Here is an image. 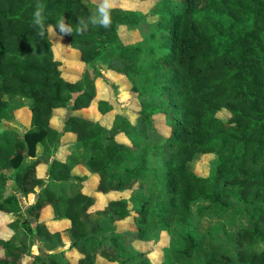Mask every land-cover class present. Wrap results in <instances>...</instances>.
Returning <instances> with one entry per match:
<instances>
[{"label": "trees", "instance_id": "trees-1", "mask_svg": "<svg viewBox=\"0 0 264 264\" xmlns=\"http://www.w3.org/2000/svg\"><path fill=\"white\" fill-rule=\"evenodd\" d=\"M38 3L46 25L65 16L75 28L94 11L84 0H0V121L11 118V99H26L31 110L28 129L0 131V223L18 236L0 237V264H25L27 256L31 264H96V255L152 264L136 242L154 241L173 226L184 233L164 248V262L187 263L198 254L201 237L190 222L192 204L201 201L198 217L233 202L249 212L248 226L233 232L234 250L209 236L199 263L264 264V249H257L264 242V0H156L147 12L113 7L109 28L90 25L83 35L63 38L83 64L76 77L64 75L51 36H37ZM120 25H137L140 40L123 43ZM97 62L127 78L138 100L148 95L137 110L151 123L147 137L127 115L114 114L108 128L79 113L95 100L96 84L89 89L84 75ZM96 108L104 115L108 100L98 99ZM57 109L66 110L61 130L53 124ZM66 133L89 170L86 178L94 179L90 192L83 179L70 182L73 158L57 154ZM39 144L43 152L36 155ZM205 153L218 159L208 177L188 168ZM8 169L21 195L37 196L22 220L9 216L21 205L17 193H7ZM110 192L119 195L94 208V193ZM46 209L61 227L42 218ZM120 222L129 227L119 229ZM34 238L56 251L32 253ZM65 238L69 247L57 250ZM73 250L76 261L66 257Z\"/></svg>", "mask_w": 264, "mask_h": 264}, {"label": "rangeland", "instance_id": "rangeland-1", "mask_svg": "<svg viewBox=\"0 0 264 264\" xmlns=\"http://www.w3.org/2000/svg\"><path fill=\"white\" fill-rule=\"evenodd\" d=\"M91 9H95L96 0H84ZM156 0H114L113 7H120L124 9H136L141 8L143 11L147 12L152 4ZM118 34L123 43H135L140 40V29L137 25H120L118 27ZM54 41L53 51L54 55L63 60L62 70L65 76L76 77L82 75L84 69L83 64L78 61V56L75 51H72L67 45L64 39L58 41L50 35ZM98 72H102L103 78H97L96 75ZM97 78V79H96ZM85 83L89 89H92L93 83L96 84V97L92 105L86 108L84 113L80 112L81 115L92 118L94 120H100V123L108 128L111 127L114 114L121 113L127 115L132 122L136 123L138 132L143 136L147 137V134L152 131L151 123L145 121L140 116L137 115V110H139V100H145L148 98V95L138 98L131 91L130 81L118 74H115L109 71L106 66L100 62H97L94 65H91L87 68V71L84 75ZM98 99H106L109 102V110L101 115L96 108V101ZM11 104L9 112L11 118L8 120L0 121V131L4 129H16L20 132L28 129L30 126V103L26 99H11ZM61 116V118H60ZM138 116V117H137ZM225 116V115H223ZM56 119V125L59 127L62 125L61 119L64 118V115L58 113ZM60 118V119H59ZM69 134L66 133L61 138V145L58 149V156L66 160L68 157L73 158L71 162V174L72 179L71 183L76 181L75 178L83 179L84 190L87 192L92 191L94 187V179L86 178V174L89 173L87 167L83 164L80 150L72 146L70 152L67 151L65 140H69ZM43 152V147L39 144L36 148V155H39ZM32 159V158H30ZM218 162L217 156L214 153H205L196 155L191 162L188 163V168L190 171L194 172L197 175L201 176H210L213 172V169L216 167ZM81 165L85 168V174H80L78 172V166ZM46 168L40 167L39 173L45 174ZM5 173L11 178L8 182L7 193H17L20 199L21 210L12 213V218L16 220H22L25 216L23 209L30 202L34 200L32 195L23 196L18 190H16L15 182L12 179V169L5 170ZM85 178V179H84ZM68 191H75V189L66 188ZM96 197V202L94 208L102 207L109 199L114 198L119 195L118 192H110L106 195H100L94 193ZM203 201L199 203H193L192 208V218H191V228L193 232L196 233L200 239V244L198 248V254L187 263H176V264H200L199 260L204 259L206 256L204 254L203 245L205 246L209 240V236L217 238V241L221 244L227 246L231 251L234 250L235 240L232 237L233 232L241 227L248 226V216L247 206L240 205L236 202L232 203V207L226 211H213L211 208L203 210L200 217H198L197 207L199 204H202ZM246 208V211L245 209ZM95 217V216H94ZM6 225V224H5ZM119 229L129 227L127 222H120L118 225ZM184 233V230L173 226L171 229H162L159 233L158 238L151 242L138 241L136 246L139 249L148 252V256L152 264H165L164 259V248L170 247L179 243L181 237ZM0 234L9 239L17 241L18 236L14 231L8 226L0 227ZM25 237L28 241V237ZM29 243V241H28ZM257 249H264V242L257 243ZM31 252L36 250L44 251L45 253L54 252L56 249H53L52 245H48L42 241H38L34 238V244L30 246ZM68 256L70 254H67ZM29 257V256H27ZM25 258V264H31L30 258ZM73 259L74 257H70ZM96 264H117L119 261H108L106 259L100 258V256H95ZM164 262V263H163Z\"/></svg>", "mask_w": 264, "mask_h": 264}, {"label": "clouds", "instance_id": "clouds-1", "mask_svg": "<svg viewBox=\"0 0 264 264\" xmlns=\"http://www.w3.org/2000/svg\"><path fill=\"white\" fill-rule=\"evenodd\" d=\"M114 0H96L94 11L87 17V19L78 18L76 27L66 22L65 16L57 18L56 24L46 25L43 3H38L32 13V24L37 29V36L41 39L52 35L54 39L60 41L66 36L83 35L89 29V26L109 28L111 26V10L113 8Z\"/></svg>", "mask_w": 264, "mask_h": 264}, {"label": "crops", "instance_id": "crops-1", "mask_svg": "<svg viewBox=\"0 0 264 264\" xmlns=\"http://www.w3.org/2000/svg\"><path fill=\"white\" fill-rule=\"evenodd\" d=\"M86 109V108H85ZM85 109H82V110H80L79 111V113L80 112H82V111H84ZM65 112H66V110H64V109H57V110H55V118L53 119V124H54V126L57 128V129H59V130H61L62 129V127H63V119H61V122H62V125L59 127L58 125H56V119L58 118L57 117V115H58V113H61V115H64L65 116ZM82 113H84V112H82ZM30 118H31V113H30ZM60 118H61V116H60ZM59 118V119H60ZM2 121V120H1ZM69 134V137H70V139L69 140H65L64 141V143H68V142H71V141H73V139H74V137H73V135L71 134V133H68ZM70 147V145H67L66 144V148H67V151L68 152H70V150L72 149V148H69ZM61 158V157H60ZM68 158H70V157H68ZM62 160H64L63 158H61ZM80 171V174L82 175V174H85V173H87L86 172V170H85V168L83 167V166H81V165H79L78 166V172ZM87 176L89 175V173H87L86 174ZM9 216L12 218L13 216H12V213L11 214H9ZM42 218H45V219H47V220H49V218H50V210H48V209H46V210H44L43 212H42ZM14 219V218H13ZM49 222H50V224L51 225H55V226H57V227H61L62 226V223L61 222H51L50 220H49ZM6 223H0V227H4V226H7V225H5ZM59 224V225H58ZM10 228V227H9ZM0 237L1 238H3V239H9L8 237L7 238H5V237H3L1 234H0ZM69 239L68 238H65V245L64 246H62V247H60V248H58L57 250H62V249H66V248H68L69 247ZM67 254H70L69 256L67 255ZM78 251L77 250H73V251H71V252H69V253H66V257L69 259V260H71V261H76V258L78 257ZM70 257H74L73 259H71ZM27 258H30V257H27ZM100 258H102V257H100ZM102 259H104V258H102ZM30 260H31V258H30ZM96 263V262H95Z\"/></svg>", "mask_w": 264, "mask_h": 264}, {"label": "water", "instance_id": "water-1", "mask_svg": "<svg viewBox=\"0 0 264 264\" xmlns=\"http://www.w3.org/2000/svg\"><path fill=\"white\" fill-rule=\"evenodd\" d=\"M35 200L37 199V196H35V198H34Z\"/></svg>", "mask_w": 264, "mask_h": 264}]
</instances>
